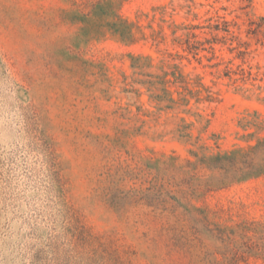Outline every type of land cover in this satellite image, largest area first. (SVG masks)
Wrapping results in <instances>:
<instances>
[{"label": "rangeland", "instance_id": "rangeland-1", "mask_svg": "<svg viewBox=\"0 0 264 264\" xmlns=\"http://www.w3.org/2000/svg\"><path fill=\"white\" fill-rule=\"evenodd\" d=\"M261 138L264 0H0V264H264Z\"/></svg>", "mask_w": 264, "mask_h": 264}, {"label": "trees", "instance_id": "trees-1", "mask_svg": "<svg viewBox=\"0 0 264 264\" xmlns=\"http://www.w3.org/2000/svg\"><path fill=\"white\" fill-rule=\"evenodd\" d=\"M120 33L123 39H129L130 35L123 27L120 30H115ZM149 79L140 82L146 86L149 93V99L158 106V110L166 111L175 109L179 103L172 97L169 90L166 88L167 82L160 77L146 75ZM176 82L180 77H176ZM179 101L187 105L188 101L180 99ZM175 106V107H174ZM200 117V116H198ZM191 124L180 126L175 130L179 138H187L189 135L185 132ZM209 170L221 172L224 179L231 181H242L249 178H255L264 175V138L257 141L254 146L249 147L245 152L234 151L230 153L217 154L209 157L207 160H202ZM247 230L258 232L264 230V225L255 227L247 226ZM229 262L237 261V256L228 259Z\"/></svg>", "mask_w": 264, "mask_h": 264}]
</instances>
